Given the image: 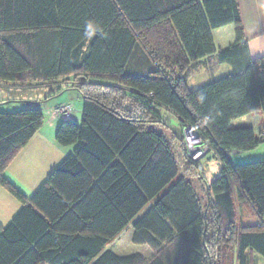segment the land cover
Returning a JSON list of instances; mask_svg holds the SVG:
<instances>
[{
    "label": "trees",
    "instance_id": "1",
    "mask_svg": "<svg viewBox=\"0 0 264 264\" xmlns=\"http://www.w3.org/2000/svg\"><path fill=\"white\" fill-rule=\"evenodd\" d=\"M227 25L235 42L217 49L212 31ZM214 54L232 71L191 89L183 73ZM67 77L82 118L61 122L55 140L74 149L31 196L4 171L44 114L34 103L0 112V187L20 203L0 226V264H226L235 250L240 264L246 249L264 256V160L230 159L262 142L231 122L264 116V56L248 57L237 0H0V83ZM160 108L220 161L210 185L175 132L195 175L172 183L178 167ZM195 176L214 195L206 206ZM233 193L260 225L237 226ZM131 221L132 243L148 245L151 258L103 250Z\"/></svg>",
    "mask_w": 264,
    "mask_h": 264
},
{
    "label": "crops",
    "instance_id": "2",
    "mask_svg": "<svg viewBox=\"0 0 264 264\" xmlns=\"http://www.w3.org/2000/svg\"><path fill=\"white\" fill-rule=\"evenodd\" d=\"M237 3L242 26V40L246 43L248 57L250 59L262 57L264 56V0H237ZM212 37L216 48L224 49L235 42L234 26L227 25V27L213 30ZM213 59H216L215 54L203 58L191 64L189 67L206 65L213 61ZM218 65L219 67H226L224 68L228 70L226 74L232 71V67L228 63L218 62ZM72 79L73 77H67L64 81L25 80L0 83V87L8 88L11 94L14 93L11 97L0 98V101H4V103H0V112H14L26 107L28 103H34L42 111V114H44L41 128L29 140L26 146L19 151L4 171V177L26 196H31L46 181L50 173L65 157L72 153L74 149V146H61L55 140V132L61 122L68 121L78 124L82 118L83 100L76 89L70 88L69 85ZM48 96H50V98L44 101ZM10 103H13V105L9 106ZM60 104L69 105L71 107V112L67 116H52L51 109ZM159 112L160 117L162 113L169 114V112L163 108H160ZM230 126L232 128L251 127L255 130L256 137L262 139V142L253 150L247 152L233 150L230 153L232 162L241 163L264 159V146H261L262 144L264 145V116L261 113H251L237 118L231 122ZM162 128H165L166 133L160 131L170 143L173 157L178 167V174L172 183L181 177L191 179L189 176L192 174L194 176L195 171L187 170L188 165L179 142L174 139V134L171 130L166 127H161L160 129ZM260 147H262L261 150ZM201 168H203V176L207 184L210 185L214 179L220 175L222 165L212 154H208L201 160ZM193 180L202 206H206L210 201L213 202L214 195L212 191L205 190L203 185L197 182L196 176L193 177ZM166 189H164L162 193L165 192ZM232 199L235 206V219L238 227L258 226L262 223L247 204L243 203L240 205L238 203L234 193L232 194ZM149 206L150 205H148V207ZM19 209L20 203L5 189L0 187V226L7 225ZM145 211L144 209L136 217L143 215ZM132 222L133 221L128 223L123 231L108 242L103 250L111 251L119 256L139 253L146 259H149L154 252L148 245H142L149 248V250L143 253L131 252L128 254H120L113 250L114 248L118 250L121 237L128 227H131L133 234ZM132 234L130 239H132ZM230 258V264L239 263L236 250L232 252ZM240 264H264V256L253 249H246Z\"/></svg>",
    "mask_w": 264,
    "mask_h": 264
},
{
    "label": "rangeland",
    "instance_id": "3",
    "mask_svg": "<svg viewBox=\"0 0 264 264\" xmlns=\"http://www.w3.org/2000/svg\"><path fill=\"white\" fill-rule=\"evenodd\" d=\"M225 27H227V26H225ZM223 30H227V29H223ZM224 68H226V67H219L218 62H217V58H216V59H213V61H211L209 64L202 65V66L189 67L185 71L184 76L187 79L188 86L191 89H196V88H199L201 86L208 84L209 82H211L214 79H218L220 77L225 76L226 73H228V70L227 69L225 70ZM13 95H14V93L11 94L10 89L5 88V87H0V98L1 97H11ZM11 105H13V103H10L9 106H11ZM10 109H13V108H10ZM9 111H12V110H9ZM161 117H162L163 121L170 127L169 130L177 133L178 135H182L180 123L172 114L162 113ZM160 130L162 132L166 133L165 128H162ZM182 137H183V135H182ZM182 144L185 145L184 139H183ZM179 145L181 146V143H179ZM261 146H264V145L262 144ZM261 149H262V147H260V150ZM207 154H208V152L206 153V155ZM204 158H202V159H204ZM260 160H264V159H260ZM253 161H258V160H253ZM201 171L203 173V168H201ZM131 234H132V229H131V227H128L124 231V233L121 237V243L118 245V250H116L115 248L113 250H115L116 252H118L120 254H128L131 252L143 253L146 250H149V248L147 246H142V245H137V244L132 243L131 239H130ZM226 264H230V262L227 261Z\"/></svg>",
    "mask_w": 264,
    "mask_h": 264
},
{
    "label": "built area",
    "instance_id": "4",
    "mask_svg": "<svg viewBox=\"0 0 264 264\" xmlns=\"http://www.w3.org/2000/svg\"><path fill=\"white\" fill-rule=\"evenodd\" d=\"M71 112V107L67 104H60L51 109L52 116H67ZM187 157L194 162L202 160L208 152V145L204 143L198 134L190 127L182 129Z\"/></svg>",
    "mask_w": 264,
    "mask_h": 264
}]
</instances>
